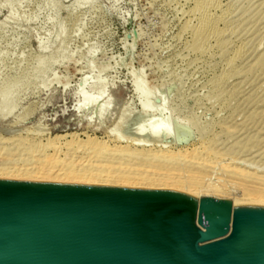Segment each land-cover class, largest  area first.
<instances>
[{"label": "rangeland", "instance_id": "1", "mask_svg": "<svg viewBox=\"0 0 264 264\" xmlns=\"http://www.w3.org/2000/svg\"><path fill=\"white\" fill-rule=\"evenodd\" d=\"M201 1L0 0V167L23 168L54 154L60 165L74 164L72 156L78 165L93 159L89 136L112 150L126 146L132 139L121 144L109 129L127 134L145 102L158 108L166 98L172 127L166 141L179 139L174 151L198 148L210 161L179 156L160 167L170 162L178 169L163 168L188 182L200 173V195L215 183L232 199L245 197L251 185L229 171L238 166L264 176V0H212L209 11ZM202 14L218 18L215 27L224 35L207 32L203 40ZM97 83L104 85L98 103L112 108L101 127L96 113L80 112ZM181 131L194 141L184 144ZM98 151L97 159L115 154Z\"/></svg>", "mask_w": 264, "mask_h": 264}, {"label": "water", "instance_id": "2", "mask_svg": "<svg viewBox=\"0 0 264 264\" xmlns=\"http://www.w3.org/2000/svg\"><path fill=\"white\" fill-rule=\"evenodd\" d=\"M0 264H264V204L0 179Z\"/></svg>", "mask_w": 264, "mask_h": 264}, {"label": "bare ground", "instance_id": "3", "mask_svg": "<svg viewBox=\"0 0 264 264\" xmlns=\"http://www.w3.org/2000/svg\"><path fill=\"white\" fill-rule=\"evenodd\" d=\"M91 1L92 0H82V3L83 4H89ZM202 1H205V3H207L208 6L205 4L207 9L209 7L212 8L211 5H213L217 2V0H216L215 3L212 2V4H211L210 2L212 0H202ZM202 1H201V3H202ZM205 5H204V7H205ZM202 6H203V4H202ZM214 7H215V5H214ZM216 7H217V4H216ZM218 7H219V5H218ZM200 8L201 7H199L198 9H200ZM201 9L198 11L201 12ZM205 9H202V11H204ZM210 9L205 10V11H209ZM207 13H209V12H207ZM222 15L224 16V19H226L225 15H227V13L225 15L224 14H222ZM201 16H203V14ZM223 16H221L220 18H222ZM217 19L211 17V14L210 15L205 14L204 19H202L203 21L200 20L202 23L200 30H197V31H199V36H204V34H207V32H208V34H212V36L215 35L218 38L217 35L219 33H221V29H219L218 26L215 27V23H216ZM222 21H223V19H221L220 22H222ZM196 33H198V32H196ZM222 34L223 33H221V36L224 35V34L223 35ZM199 36L197 35V38H199L202 41V37L200 38ZM219 36H220V34H219ZM209 37H211V36L209 35ZM204 39H205V36H204L203 40ZM200 40H199V42H200ZM140 88L141 87L137 84L136 93L139 95H141ZM93 89L97 90L96 96L85 94L83 103L80 106V112L91 113V115L96 113V116H97L96 126L101 127L102 124L104 123V120H106L111 115V112H112L111 103L106 102L105 104H102V105L98 103V101L104 95V85L102 83H97L93 87ZM142 96L145 98H148V95H146V94H143ZM166 102H167L166 98H162L160 101V106L158 108H154L151 106V104L149 102H145L143 104L141 113L134 116V117L137 116L135 118L136 123L134 124V126L132 128L131 127L126 128L125 132H127V134H120L118 132H117L118 134H116L115 132L117 131L116 129H118V128L109 129L111 131H108V134L110 136H114L121 144L125 143L126 138L132 139L131 142H129L130 140L127 142L126 146H124V145L119 146L118 145L117 147H114V150H112L113 148L109 149L111 146H109V148H108V144L105 143L104 141H102L96 137H90L89 136V138H87L88 141L87 140L86 141L88 144H91V145L90 146L86 145L87 146L86 148L88 149L87 154H88V152L89 153L91 152L90 154L93 156H91L89 154H88V156H89V158L93 157V159L89 160L88 156H86L87 157L86 159L89 160L88 164H86L88 162V160H84L82 157V159L84 161H82V160L81 161H82V163L84 162L85 165H82V163L78 160V158H77V161H79L80 163L77 165L76 158H74L72 156V159L75 161L76 164L72 163V164L67 165L65 163L66 165H64V163H63L62 165H60V161L58 160L59 158H57L59 155H57V157L54 156L55 154L53 156L47 155L45 157V160H43L42 158H39V160H42L41 162L36 163V164L31 163L30 165H26L23 168H14V169L10 170L8 167H0V179L1 180L8 179V180H15V181H29V182H35L36 181V182H50V183H62V184H80V185H91V186L122 187V188H131V189L173 190V191H177V192H181V193H185V194H192V195H199V196H215V197H221V198L226 199V200H228V199L231 200L232 199L231 195H228L227 192L223 191V189H221V186L214 185L215 183L205 185V188H207V190L205 189L206 190L205 193H203V194L201 193V195H200V192L199 191L197 192L195 189L196 186H198L197 185L198 180H199L198 174L200 175V173H197V174L194 173L192 176L190 174V172L185 171L186 174L189 173L192 176V177L191 176L190 177L192 178L193 181L188 182V181H186L184 175H182L183 176L182 177L181 175L178 176V174H176V172L178 170L171 169L173 164L171 165L170 162L168 164H164V166L165 165L168 166L170 164L169 165V166H171L170 169L169 168L165 169V168H163L164 166L160 167V165H163L162 163H166V161L168 162L171 160H175L179 156H181V157L187 156V158L189 157L188 159L192 158L194 160V162H195V160L196 161L198 160L199 164H201V163L205 164L206 162L210 161V160L208 161L207 159L203 158L204 157L203 155H202L203 157L199 156V154L201 155V153L199 152L198 148H194V150L192 149V151L190 150L191 152L187 151L186 149H184V150H186L185 152H181L179 150L177 152V150L174 151L171 148L172 146H179L181 144V140L175 139V141H173V140L172 141H166V139H169L168 137L170 135H172L171 124H170L169 120H167L165 118ZM122 119H123L122 121L124 123L125 122L128 123V121L131 120L130 117H128L124 114H123ZM178 134H179V136L183 134L182 139H184L185 132L181 131ZM186 135H187V133H186ZM193 141H194L193 138L189 137L187 140H185L184 144H188L189 142H193ZM49 143H51V142H49ZM87 143L85 142V144H87ZM129 144H131V145H129ZM51 145H53V144L51 143ZM79 145H81V144H79ZM202 145H200V146H202ZM91 146L94 148H91ZM54 147L56 148L55 145L53 146V148ZM203 147H204V145H203ZM89 148L92 149L93 152L90 151ZM96 148H98L99 150L100 149L106 150L104 152L111 150V152H113V153L110 152L111 153L110 154V153H108L109 152L108 151L107 152V158H108V156L111 157L110 155H113L114 153H115L114 154L115 156L117 154V155H120L121 158L118 157V159H117L113 155L111 158H108V159H110V160H108V159H105L106 157L104 155H101L102 157L104 156L103 158L105 160H108V161L103 160L102 157H100L101 159L100 158L97 159L99 157L98 154L100 152ZM206 148L209 149V147H206ZM55 150H57V149H55ZM209 151L207 150L208 153H209ZM210 153H213V148H212V151H210ZM205 156H206V154H205ZM42 157H44V155ZM181 157H179V158H181ZM112 158H114V159H112ZM134 158L136 160H134ZM184 158H186V157H184ZM138 159L139 160L141 159V160L145 161L146 163L148 161L149 164H146L144 162H136ZM133 160L135 162L130 163V161H133ZM74 161H72V162H74ZM162 161H165V162H162ZM160 162H162V163H160ZM67 163H71V162L68 161ZM172 163H173V161H172ZM80 164H81V166H80ZM158 164H159V166H158ZM204 164H202V165H204ZM206 164H208V163H206ZM198 166L201 167V165H197V167ZM174 167H175V165H174ZM174 167H172V168H174ZM175 168H177V167H175ZM205 168L206 167H204V169ZM187 169H189V171H190V168H187ZM184 170L182 169L181 172H183L185 174ZM250 171L252 172V170L243 169V168L238 167V166L237 167L235 166L231 171H229L230 174L240 178L241 181L245 182L246 185L247 184L251 185V186H247L245 197L237 198L234 196L235 198H233L231 202L264 204V176H260V175H258V173H251ZM193 172H194V170H193ZM183 173H181V174H183ZM179 174H180V170H179ZM202 181H203V179H202ZM253 185H255V186H253ZM196 193H198V194H196ZM229 196H230V198H229Z\"/></svg>", "mask_w": 264, "mask_h": 264}]
</instances>
